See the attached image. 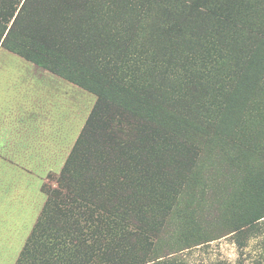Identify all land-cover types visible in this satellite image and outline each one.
<instances>
[{
	"label": "rangeland",
	"instance_id": "obj_1",
	"mask_svg": "<svg viewBox=\"0 0 264 264\" xmlns=\"http://www.w3.org/2000/svg\"><path fill=\"white\" fill-rule=\"evenodd\" d=\"M259 7L262 11L257 14ZM249 14L264 21V2L251 7ZM233 32L234 37L240 33ZM247 46L241 45L240 51L234 47L238 59L248 55ZM124 68L132 72L137 66ZM190 68L185 66L181 72L191 76ZM224 72L238 74L220 70L221 77L204 79L203 89L193 98L176 94L170 100L176 86L172 91L163 86L162 95L170 107L191 125L188 132L174 133L149 128L142 120L145 111L137 116L131 110L105 106L76 82L0 44V118L7 116L5 125L13 134L0 137V144L18 146L17 151L0 152V160L16 166L19 212L27 214L25 220L19 218L10 247L0 249V264H97L92 259L97 255L100 228L93 221L97 206L109 194L108 190L99 196V166L106 169L118 191L108 211L123 216L135 211L143 219L141 243L145 246L140 249L135 240L125 241L140 257L129 259L131 255L122 254L118 259L127 261L124 264H264V221L243 235L233 233L256 209L254 187L264 173V76L244 100H212L206 87L224 82ZM146 73L137 79L141 92L142 87L159 84ZM133 75L140 74L136 70ZM234 86L225 81L214 94H228ZM3 100L10 101L4 105ZM98 104L99 114L90 123ZM84 132L87 142L80 152L87 155L86 162L79 161L78 152L72 156V171L63 172ZM26 181L25 189H34L33 200H27L22 189ZM68 200L73 205L68 207ZM63 201L64 207L60 206ZM27 242L31 247H26ZM106 242L104 238L101 244ZM115 260L108 249L102 263Z\"/></svg>",
	"mask_w": 264,
	"mask_h": 264
},
{
	"label": "trees",
	"instance_id": "obj_2",
	"mask_svg": "<svg viewBox=\"0 0 264 264\" xmlns=\"http://www.w3.org/2000/svg\"><path fill=\"white\" fill-rule=\"evenodd\" d=\"M21 1L0 0L2 46L76 82L109 108L131 110L137 116L145 111L146 117L142 120L149 128L173 130L174 133L188 132L191 128L189 120L174 111L163 97L164 85L171 91L175 86L178 88L173 89L170 100L176 94L180 98H193L200 87L203 89L204 79L221 77L220 70L229 69L238 72L236 76L231 72L223 74L224 82L235 84L232 91L214 94L222 88L224 82L221 81L213 88L206 87L210 98L244 100L264 76V21L249 14L251 7L257 6L258 2L261 5L264 0H26L3 39ZM261 11L259 7L257 14ZM99 17L107 19L99 20ZM118 17L122 18L116 19ZM233 31H239L241 36L234 37ZM243 44L248 45V55L240 60L234 47L240 51ZM127 65L137 66V69L126 71ZM185 66L191 67V76L181 72ZM159 67L162 68L160 71ZM136 70L140 74L138 78L133 75ZM149 70L152 72L147 74ZM144 72L159 84L142 87L144 92H141L136 88L139 86L137 79ZM97 108L99 104L90 123L99 114ZM86 134L84 132L77 141L63 172L72 171V156L82 150L81 146L87 142ZM81 153L79 161L86 162L87 155ZM98 169L99 196L108 190L109 194L97 206V219L93 221L100 233L95 247L97 255L92 260L103 264L109 249L114 260H118L114 264H124L127 261L118 259L122 254L131 255L129 259L140 257L125 245V241L135 240L141 244L140 249L145 246L141 243L143 219L135 211L126 216L108 211V203L118 197V191L106 169L101 166ZM254 190L257 207L250 213L249 220L233 231L234 235H243L264 221V173ZM64 202H60V206ZM66 205L73 204L68 200ZM111 207L118 209V206ZM65 212V218H70ZM104 238L108 242L102 245ZM28 242L27 248L31 247Z\"/></svg>",
	"mask_w": 264,
	"mask_h": 264
},
{
	"label": "crops",
	"instance_id": "obj_3",
	"mask_svg": "<svg viewBox=\"0 0 264 264\" xmlns=\"http://www.w3.org/2000/svg\"><path fill=\"white\" fill-rule=\"evenodd\" d=\"M9 101L3 100L2 102L6 105ZM5 122H8L7 116L1 115L0 137H2V140L13 135L10 125L8 123L5 125ZM17 149L18 146L14 144H0V152L17 151ZM19 181L20 177L16 171V166L7 160H0V249L10 247L9 245L11 244L9 243H12L13 240L12 233H18L19 223H21L19 218L22 217L24 219L27 216L26 213L22 215L19 212V201L17 198L20 186ZM27 186H29L28 182H23L22 189L24 194L27 195V200L29 198L33 200L35 196L34 189L29 192V189H25ZM27 200L26 203L28 202ZM22 206L24 207L25 204ZM5 233H7L6 236H4Z\"/></svg>",
	"mask_w": 264,
	"mask_h": 264
}]
</instances>
